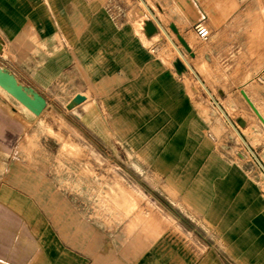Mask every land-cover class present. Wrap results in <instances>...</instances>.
Masks as SVG:
<instances>
[{"label": "crops", "instance_id": "crops-1", "mask_svg": "<svg viewBox=\"0 0 264 264\" xmlns=\"http://www.w3.org/2000/svg\"><path fill=\"white\" fill-rule=\"evenodd\" d=\"M220 1L137 0L160 37L162 13L192 51L181 30L208 22ZM119 3L127 0H0V67L45 98L42 111L72 83V98L86 97L75 106L92 131L116 133L153 163L155 189L170 209L142 204L152 218L118 220L104 204L34 203L50 188L43 173L35 185L29 127L16 117L22 102L0 85V264H264V171L255 146L235 125L239 138L217 150L224 140L209 136L210 108L197 106L134 28L115 22L129 13ZM143 32L154 37L144 24Z\"/></svg>", "mask_w": 264, "mask_h": 264}, {"label": "rangeland", "instance_id": "rangeland-1", "mask_svg": "<svg viewBox=\"0 0 264 264\" xmlns=\"http://www.w3.org/2000/svg\"><path fill=\"white\" fill-rule=\"evenodd\" d=\"M122 5L129 6L128 16L117 13L115 22L134 28L151 57L185 80L197 106L210 108L209 136L224 140L217 150H228L235 138H239L233 128L236 125L255 146L262 160V164L256 160L257 164L264 171V122L242 93V90L247 92L264 116V0H224L214 4L209 23L204 21L210 28L207 39L197 37L194 25L181 30L191 42V54L184 50L170 28L169 22L173 20L159 13L156 21L161 37L147 38L142 29L146 6L137 0L114 4L118 10ZM175 59H183L187 71L177 72ZM77 90L68 83L38 114L18 103L15 116L29 127L35 185L41 181L36 180L37 174L43 173L47 178L44 185L50 188L49 195H34V203L104 204L118 220L152 218L151 212L141 209L142 204L153 207L162 203L170 209L169 202L155 189L159 180L152 174L153 163L145 161L139 155L141 152L121 146L116 133L113 139H107L104 132L92 131L89 116L80 117L78 107H69ZM85 92L89 95L88 90ZM221 116L226 118V123L219 126ZM239 116L245 118L247 127L236 121ZM2 200L25 202L26 199L3 196Z\"/></svg>", "mask_w": 264, "mask_h": 264}, {"label": "water", "instance_id": "water-1", "mask_svg": "<svg viewBox=\"0 0 264 264\" xmlns=\"http://www.w3.org/2000/svg\"><path fill=\"white\" fill-rule=\"evenodd\" d=\"M172 28L174 31L178 32V29L175 25H172ZM179 38L180 40H183L181 36H179ZM174 65L176 70L185 68V64L180 59H177ZM0 85L37 114L40 113L45 106L46 100L43 96H41L32 89L25 88L13 74H11L9 71L1 67H0ZM242 93L245 96V98L249 101V103L251 104V106L259 116V118L264 122V116L261 114L259 109L252 102L247 92L245 90H242ZM85 99L86 97L84 95L76 94L70 101L69 107H73L81 103Z\"/></svg>", "mask_w": 264, "mask_h": 264}, {"label": "bare ground", "instance_id": "bare-ground-1", "mask_svg": "<svg viewBox=\"0 0 264 264\" xmlns=\"http://www.w3.org/2000/svg\"><path fill=\"white\" fill-rule=\"evenodd\" d=\"M144 30H145V33H146V35L148 36V37H150V36H153L154 35V37L153 38H155L156 37V39L157 38H160V35L159 34H157L158 33V28H157V26H156V24L153 22V20H151V19H145L144 20ZM172 25H174V24H171V29H173L172 28ZM142 29H143V26H142ZM174 31V30H173ZM175 33H176V35H177V37H178V39H179V41L181 42V44L183 45V47H184V50L186 51V52H188V53H192V49H191V47H190V45L188 44V42L185 40V38L180 34V32H179V30H178V32H176V31H174ZM156 34V35H155ZM179 36H181L182 38H183V40H180V38H179ZM181 60V59H180ZM177 61V59H175V61H174V63ZM185 71H187V68H186V66H185V68L184 69H177V72H179V73H183V72H185ZM2 88V87H1ZM27 108V107H26ZM29 109V108H28ZM236 121L241 125V126H245L246 125V120H245V118L244 117H237L236 118Z\"/></svg>", "mask_w": 264, "mask_h": 264}, {"label": "built area", "instance_id": "built-area-1", "mask_svg": "<svg viewBox=\"0 0 264 264\" xmlns=\"http://www.w3.org/2000/svg\"><path fill=\"white\" fill-rule=\"evenodd\" d=\"M194 30H195L197 37L201 40L207 39L210 35V29L204 21H198L194 25Z\"/></svg>", "mask_w": 264, "mask_h": 264}]
</instances>
